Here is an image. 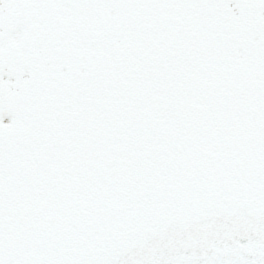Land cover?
<instances>
[{"label": "snow or ice", "instance_id": "obj_1", "mask_svg": "<svg viewBox=\"0 0 264 264\" xmlns=\"http://www.w3.org/2000/svg\"><path fill=\"white\" fill-rule=\"evenodd\" d=\"M0 264H264V0H0Z\"/></svg>", "mask_w": 264, "mask_h": 264}]
</instances>
